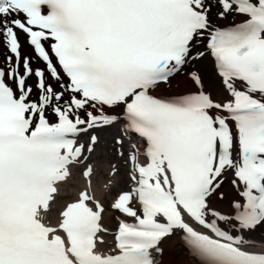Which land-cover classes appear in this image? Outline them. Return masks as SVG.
<instances>
[{
  "label": "snow or ice",
  "instance_id": "1",
  "mask_svg": "<svg viewBox=\"0 0 264 264\" xmlns=\"http://www.w3.org/2000/svg\"><path fill=\"white\" fill-rule=\"evenodd\" d=\"M0 48V264H157L177 230L199 264H264V0H0ZM209 54L224 100L196 71L195 92L153 94ZM121 120L145 148L105 251L88 161ZM78 166L86 187L52 224ZM229 171L226 214L211 199Z\"/></svg>",
  "mask_w": 264,
  "mask_h": 264
},
{
  "label": "bare ground",
  "instance_id": "2",
  "mask_svg": "<svg viewBox=\"0 0 264 264\" xmlns=\"http://www.w3.org/2000/svg\"><path fill=\"white\" fill-rule=\"evenodd\" d=\"M232 17L233 14L227 18L226 23L230 22ZM0 50H2V48H0ZM188 66L190 72L196 71L200 73L204 84H206V88H209L211 89V91H213L214 99L221 101L225 99L226 93L223 91L221 78L218 76V74L216 73L213 67V62L210 57V54L207 55L206 58L198 62L190 63L186 65L185 68H187ZM191 86L192 83L190 79L185 75H181L177 79H175V83H174L175 88H173V90H171L170 92L178 93L180 91H184L189 88H192ZM119 130L114 128L113 126L111 127V129L107 128L104 131H102L100 134V143L98 144L95 153L92 154L90 160L88 161L93 164L95 169L92 190L106 204L105 213L103 215V220H102L104 227L108 229V232L104 234L106 247L109 246L110 244V239H111L110 232L113 225H115L116 223L115 218L118 214L115 210H113L110 207V203L108 199L112 197V194H114L115 190L125 188L128 186L126 161L124 157H121L118 154V149L116 148L117 145H115L114 143L116 139H120V137H123L122 133ZM106 141L113 142L115 146L106 143ZM124 141L125 143L123 147L125 148V150H127V141L126 139ZM113 165H115V167L118 169V172L115 177L110 176ZM77 168L78 167H76V169ZM234 178L235 177L230 178L229 181L223 178L224 183L222 184L221 189L223 187V189L226 190V193L224 194L225 198L223 200L220 199L215 201V198L211 199L212 207L226 214L233 213L234 211L233 208L231 207L232 201L240 199L236 188L232 184V180ZM110 180L113 181L112 186L110 188H105V185ZM83 181H85L83 177L80 176L79 173L74 172L73 177L69 180V182L64 185H61L59 196L53 207V211L49 217L52 224H55L57 222L59 217V212L63 209L64 203L76 197V192L78 191V188L84 190L86 184L84 183L83 185ZM221 189L219 191H221ZM182 241H183L182 239L178 238L177 240L175 239L169 245L166 246L164 245V249L161 253L160 260L157 264H171L172 262L177 264L182 259H185V261L187 262L186 264H199L198 259L195 258L191 252L190 253L188 252L186 255L183 256L182 248L179 245H177ZM169 251L174 252L175 256H178V258L175 259L174 256L171 255L168 256Z\"/></svg>",
  "mask_w": 264,
  "mask_h": 264
},
{
  "label": "rangeland",
  "instance_id": "3",
  "mask_svg": "<svg viewBox=\"0 0 264 264\" xmlns=\"http://www.w3.org/2000/svg\"><path fill=\"white\" fill-rule=\"evenodd\" d=\"M174 79V78H173ZM171 80L172 82L170 83V86H166L165 87V85L164 86H161V87H159L158 89H157V91H159V92H163V93H166V92H169V91H171V90H173V88H175L174 87V83H175V79L174 80ZM177 79V78H176ZM193 86V85H192ZM192 88H194V87H192ZM227 174H229V172L228 173H226V175ZM232 174V172L230 173V175ZM227 179V181H229L228 180V178H226ZM227 186H229V185H227ZM221 191L225 194L226 193V190H224L223 189V187H222V189H221ZM215 198V201L216 200H220L219 199V197L218 196H214L212 199H214ZM177 236H173L172 235V237H170V238H168L166 241H164V242H162V246H164V245H169L170 243H172L174 240H175V238H176ZM177 245H179L181 248H182V250H183V256L184 255H186V253H187V251H186V249L182 246V244H177ZM169 255H171V256H174V258L176 259V258H178V256H175V254H174V252H169L168 253V256ZM174 258H171V259H174ZM185 262V263H184ZM187 262L185 261V259H182L181 261H179L177 264H186ZM171 264H175V263H171Z\"/></svg>",
  "mask_w": 264,
  "mask_h": 264
}]
</instances>
